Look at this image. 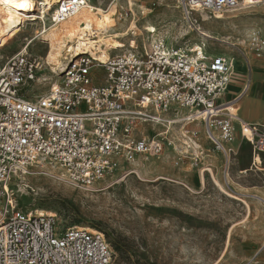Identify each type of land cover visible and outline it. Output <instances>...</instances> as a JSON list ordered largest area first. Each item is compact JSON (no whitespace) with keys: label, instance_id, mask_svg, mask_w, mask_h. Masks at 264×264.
<instances>
[{"label":"built area","instance_id":"1","mask_svg":"<svg viewBox=\"0 0 264 264\" xmlns=\"http://www.w3.org/2000/svg\"><path fill=\"white\" fill-rule=\"evenodd\" d=\"M40 3L35 6L37 16L41 15ZM261 3L179 0L178 9L182 19L195 27L204 16L211 19ZM87 4L88 0H62L50 15L37 19L40 30L35 36L43 38L49 25L68 21ZM96 54L85 50L71 61L74 55L68 52L65 71L49 81L47 92L36 98L26 97L23 91L49 70L47 64L34 58L27 46L0 63V264L113 261V252L101 233L60 228L55 216L20 209L11 189L18 180L55 169L63 183L97 193L113 183L108 182L121 164H129L137 156L157 157L166 144L174 147L166 135L177 125L186 151L179 160L188 156L197 163L209 153H219L228 163L232 151L228 145L237 139L234 116L220 107L231 83L228 59L206 50L168 46L164 39L140 47L128 44L108 54L105 63L97 61ZM97 69L104 73L102 83L93 76ZM198 121L210 145L206 154L198 133L187 129ZM138 124L159 125L165 130L152 139H136L133 132ZM240 131L253 158L264 155V125L244 124Z\"/></svg>","mask_w":264,"mask_h":264},{"label":"rangeland","instance_id":"2","mask_svg":"<svg viewBox=\"0 0 264 264\" xmlns=\"http://www.w3.org/2000/svg\"><path fill=\"white\" fill-rule=\"evenodd\" d=\"M87 5L104 13L114 10L116 27L123 23L127 33L126 46H147L155 38L164 39L168 46L195 49L202 42L199 32L205 30L230 38L228 43L210 40L204 44L208 53L224 54L241 69L232 70L220 102L236 107L239 119L264 124V0L256 7L226 13L220 22L200 18L195 27L182 19L178 0H88ZM93 26L95 32L99 23ZM39 30L38 20L26 21L10 35L0 36V63L27 46L34 58L47 64L49 46L35 36ZM93 76L103 82L102 70H94ZM38 79L23 91L26 97L43 96L54 77L45 69ZM233 125L237 139L228 145L232 151L227 168L219 153H209L197 163L188 156L179 160L186 151L177 125L178 136L170 139V130L166 135L174 147L166 144L157 157L137 156L134 163L121 164L108 182L113 183L97 193L79 191L42 175L14 182V199L22 210L54 215L60 228L85 227L101 233L113 252L112 264H264V155L258 156L261 163L256 166L263 171L257 172L239 123L233 121ZM187 129L198 133L206 154L202 122ZM164 130L159 125L138 124L133 137L152 139ZM202 174L203 187L199 183ZM212 174L236 199L215 186Z\"/></svg>","mask_w":264,"mask_h":264},{"label":"bare ground","instance_id":"3","mask_svg":"<svg viewBox=\"0 0 264 264\" xmlns=\"http://www.w3.org/2000/svg\"><path fill=\"white\" fill-rule=\"evenodd\" d=\"M40 1H41L40 4L43 5L41 8L38 9V11L41 10L40 11L41 15L36 16L34 15L36 11L35 10V6L37 2L36 0H0V36H5V34L10 35L13 31L20 29L21 26L24 25L26 21H34V20L36 21L37 19H41V18L44 19L48 11L51 10V8H48V7H53L54 5L58 4L62 0H40ZM178 5H179V0H178ZM83 9H86V10L84 12H81V10ZM81 10L71 19H69L68 21L60 25H57V26L50 25L46 29L45 35L43 36V39H45L47 45L49 46V51L46 53V56H45L46 57L45 63H47V65L50 67L48 72L50 75H53L54 78L57 75H60L61 73L65 71L66 64H67L66 60L69 59L68 52H72V55H74L73 58L70 59L71 61H73L76 57L81 55L82 51H85V50L90 51L92 53H99V54L94 55V58H96L97 61H99L100 63H105V61L108 59V56H109L108 54L111 53V52L107 53L105 50L110 49L111 51L112 50L119 51L126 47V36H127L126 34L127 33L122 27L123 23L119 24L118 27H116L115 21L113 20V17L115 15L113 9H109L108 10L109 12L104 13V11H101L100 9L93 8V7L86 5ZM97 15L99 16V19L95 20L94 17H96ZM208 19H209L208 17H205V16L203 17V21H209ZM225 19L226 18L224 14H220V13L216 14L215 17H213L214 21H219V20L221 21ZM95 23H99V27L94 32L93 29L95 28V26H93V24ZM200 32H199V35H200L199 41H202V42L199 46H196L195 49L189 48L192 51L205 50L204 44L210 40L218 41L220 43H228L226 42V40L230 39L226 37H217L219 36L218 34H215V33L212 34L211 32L206 31V30L201 33ZM159 38H162V37H159ZM157 40L158 39L152 38L151 44L154 45L155 41ZM230 45H233V44H230ZM221 56L228 59V61L230 60V58L229 57L227 58L224 54H222ZM230 62L229 63L230 65H232V70L234 72L235 71L241 72V69L237 61L230 60ZM46 80L48 79H45L43 81H46ZM228 105L229 103L221 104L220 107H224L223 111L227 110L234 116V121L239 123L240 128L243 129L244 124H251V123H248V122H245L239 119L237 112H236V107L228 106ZM200 117L202 116H199L198 118ZM179 131H182V130H179ZM182 147H183V144H182ZM229 155L230 154H228V163L230 161ZM253 160H254L255 171L257 172L263 171V169L259 168L261 166L259 167L256 166V163L258 164L261 163L260 158L255 156ZM134 162L135 160L129 164H132ZM228 163L227 165H225V168H227ZM206 171L210 172L212 170L208 169ZM204 172L205 171L203 169L202 173ZM132 173H135L136 176L141 177L138 171H134ZM46 175L52 179L61 181L59 179V174L57 173L55 169L47 171ZM225 175H228V174L226 173ZM211 178L215 186L222 193H224L225 195L231 198L236 199L235 197L226 193V191L222 187L223 185L220 184L221 182L219 183L213 174L211 175ZM141 179L143 180V178ZM159 179L161 180L164 178L161 177ZM204 180L205 179H204L203 174L200 175L199 183L201 187L205 185ZM261 201L264 204V198H261ZM36 213L42 214V215L54 216L49 213H43V212H36ZM79 228H84L89 231H94L93 229H90V228H85V227H79ZM228 242L229 241H227L226 243Z\"/></svg>","mask_w":264,"mask_h":264},{"label":"crops","instance_id":"4","mask_svg":"<svg viewBox=\"0 0 264 264\" xmlns=\"http://www.w3.org/2000/svg\"><path fill=\"white\" fill-rule=\"evenodd\" d=\"M241 116H242V114H241ZM243 117V116H242ZM244 121H246V122H248L247 120H246V118H242ZM248 123H250V122H248ZM254 125H264V124H254ZM178 134H179V132L178 131H176V129H174V131H173V133H171V137H173V138H175V136H178ZM173 135V136H172ZM203 144H204V147L206 148V151L209 149V147H210V145H209V143L207 142V141H204L203 142ZM243 147V146H242ZM222 155V154H221ZM206 157H209V156H205V157H202V159H204V158H206ZM222 157H223V155H222ZM213 159H215L214 157H213ZM212 158H211V160H213ZM223 159H224V157H223ZM253 163H254V160H253ZM216 164V163H215ZM209 165H212V163H210ZM254 165V164H253ZM213 166V165H212Z\"/></svg>","mask_w":264,"mask_h":264},{"label":"snow or ice","instance_id":"5","mask_svg":"<svg viewBox=\"0 0 264 264\" xmlns=\"http://www.w3.org/2000/svg\"><path fill=\"white\" fill-rule=\"evenodd\" d=\"M21 6H23V5H21Z\"/></svg>","mask_w":264,"mask_h":264}]
</instances>
